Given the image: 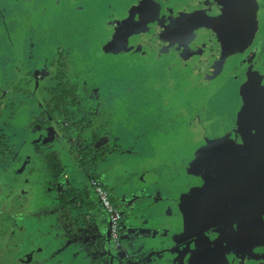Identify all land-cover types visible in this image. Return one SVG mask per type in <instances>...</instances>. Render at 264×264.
<instances>
[{"label": "rangeland", "instance_id": "rangeland-1", "mask_svg": "<svg viewBox=\"0 0 264 264\" xmlns=\"http://www.w3.org/2000/svg\"><path fill=\"white\" fill-rule=\"evenodd\" d=\"M117 1L122 2L121 4L125 7L134 3L131 0ZM29 2L31 5L20 4L16 13L15 19L18 21V27H9L7 20L0 19V109L3 107L4 101L11 100L10 105L5 106L4 103L5 108L0 110V195L5 191L3 181H8L2 176L3 172L14 157L28 149L33 141V133L39 128L36 126L31 132L28 127L35 120L31 117L30 107L21 106L23 109L26 108L23 113L16 110V106L13 104L14 93L17 91L15 94L19 95V89L16 91L15 88L12 89V83H17L22 75L16 71L12 72V69H7L8 65L12 67L15 62L21 63L19 55L9 56V53H16L9 50L13 43L10 41L11 34H14L12 38L17 45H23L25 32L31 25L36 28L38 33L47 38L45 46H48L50 51H55L59 45L65 44V42L70 44L73 38L78 37L82 27H90L83 29L91 38L89 40L91 43L87 44L89 52L84 54L85 59L78 57L77 64L80 65L84 62L89 65L98 64L99 68L103 64L111 67L106 71H94L93 75L88 73L89 77L84 73L72 71L70 72L71 80L68 82L78 85L80 88L86 85L92 86L94 89L91 95L93 96L95 93L96 96H94L99 101L101 99L99 92L102 89L100 85L103 87L104 95L111 92L112 95L108 96L109 102L112 103L114 116L117 118L118 115V119H120L123 139L128 145H134L133 150L119 154V147L123 148L124 142L117 132L120 139L113 141L110 146H107V149L100 152L105 159L98 163L91 162V159L97 156L94 154L89 158V161L79 166L75 154L63 143L64 140L60 139V143L62 142L60 147L57 143V145L52 144L50 138L55 137L56 134L46 130L50 138L44 140L46 143L42 148L39 143L36 144L39 148L32 152L35 155L41 151L37 153V156L44 155L43 157L40 155L39 166L32 167L35 174L32 180L37 178L41 181L46 178L51 184L47 191H41L46 194L45 196L34 197L26 205L27 210L37 216L33 218L22 216L17 223L19 225H23L25 221L35 223L39 218L36 228L41 227L46 232V228L49 226L47 224L53 225L52 240L46 244L47 252H51L47 257V264H68V257H70L69 264H72V257L75 264H111V259H103L110 252L103 242V236L109 229L105 225L106 223H103L105 212L101 213L96 208L92 210L84 206L82 210L89 213L88 216L92 215L93 218L91 222H89L90 219H86L78 224L73 220L63 221L65 206H60L65 201L63 193L71 185L83 190L87 184H90L91 179L95 177L101 180L102 175L106 183L114 182L113 178L117 179L118 182L123 183L122 190L132 191L131 193L146 186L151 188L154 186L153 182L158 183L155 184V187L165 184L173 192V201H184L180 203V211L173 212L174 218L169 215L166 206L158 207L153 211L157 215V218L152 217L154 225L160 224L156 231L155 241L159 240L158 230L163 232L166 225L172 224L174 221L175 228L180 229V232H175L179 243L177 252H185L186 257L192 256L194 263L210 264V253L206 251L216 249L215 244L227 236L229 237L231 233L236 234L233 241L241 250V260L238 264L258 262L259 259L253 251L254 241L258 238L257 232L248 229L246 226L248 221L240 211L223 213L222 210L230 198L239 199L240 187L246 179V165L250 158L255 156V159L260 160L261 163V167L256 173L259 190H253L256 192L255 200L253 197H246L245 200L249 198L246 206L254 209V212L257 210L264 216V72L260 70L256 71L254 75L251 73L243 82L231 80L227 74L224 75L225 69L232 65L223 62V58H219L221 55L219 49L228 46L225 45L228 37L223 33H217L210 38L212 45L216 44L219 47L217 50H211L212 59L200 53L199 60L204 66L201 68L203 72L197 75H193L194 67L191 69L195 60L189 58L190 49L185 50L183 55L174 57V62L182 56L185 57L183 63L175 62V66L182 63L179 68L172 66L169 68V65H174V62L171 63L173 57L166 55L165 51L160 52L159 56L146 55L142 48L143 52L140 48L133 50V46H136L134 40L138 37L137 34L143 36L141 33H144L145 29L132 34L123 33L118 36L116 42L109 41L107 47L113 30L108 28L101 19H107L105 15L111 13L107 8H111L110 4L114 0H29ZM138 10L140 9L136 6L132 10V14ZM247 10L251 15L249 18L251 20H244L246 18L243 16L234 17L230 24L232 35L238 36L241 32L247 33L250 30L256 32L260 29L258 19L260 17L264 19V8L260 11L256 5L247 7ZM216 11L219 12L220 8H216ZM209 18H212V15L209 14L207 19ZM254 24H256L255 27ZM217 26L218 24L214 22L209 30L210 33ZM150 27L152 36L155 37V27L154 25ZM169 29L173 31L172 34L177 31L173 20L167 23L162 37ZM215 32L213 30L212 33ZM75 35L77 36L74 37ZM156 40L149 38L148 44L145 46L153 48ZM196 60H198L197 56ZM204 71L208 73L205 75ZM99 73H101L99 76L101 84L93 81ZM8 91L12 97H6ZM90 99L94 100V98ZM26 104L25 101L24 105ZM95 105L99 104L95 102ZM83 117V115H78L74 118L78 122L76 129L80 126ZM235 118V123H233ZM223 123L227 130V134L224 135L226 137L219 136L222 133L220 126ZM59 125L62 129L60 130L61 137L69 135L64 124ZM116 125H118V121ZM50 129L52 132L54 128L50 127ZM140 129L146 132L145 136H137L136 132ZM74 130L71 131L72 135L69 136V139L77 137L78 133ZM238 133L244 137L243 144L229 147L228 144L231 142H229L228 136H236ZM84 140L86 143L90 141L88 136H85ZM135 141L137 144H134ZM66 142H68L67 139ZM164 142L166 145H163ZM104 146L103 142L99 145L100 148ZM141 146L148 147L145 149L148 151H139ZM151 147H153L154 156L151 155L150 159H147L145 154L151 152ZM135 148L139 152H134ZM53 151L63 157L64 155L68 156L66 164L62 161L56 163L61 167L58 175L59 181H55L53 171L46 159V156L49 153L53 154ZM243 152L248 153L246 162L242 161ZM114 153L118 155L112 157L108 162L107 157L113 156ZM102 172L104 174H101ZM226 176H229V179H226ZM202 177H205V183L202 185L186 187L188 183L202 181ZM96 179L94 180L98 182ZM16 183H21V180L14 181L12 186L14 187ZM27 186L29 188L23 189L25 192L20 191L24 192L23 195H14L12 203L7 205V210L3 207L4 211H0V225L3 223L14 224L16 221L13 214L24 213L21 210L20 201L24 200L26 193L32 192L35 184H27ZM225 189L230 195L226 196V202L223 205V201L218 198ZM115 190L119 191L120 189L117 186ZM150 190L154 192L153 188ZM105 192H102L104 197H106ZM76 198L77 196L74 197V199ZM92 199V196L88 197V200L92 201ZM259 199V206L253 207ZM140 201L139 199L136 203L138 204ZM145 202L151 205V201L146 200ZM104 205H106L105 209L110 212L107 204ZM134 205L130 209L131 211L129 210V216L127 215L124 219L125 224L135 222L136 219H139V215H142L144 209H134ZM250 211L252 212V210ZM51 213L56 216H50ZM39 214L41 216H38ZM73 214L77 215L78 210H74ZM159 214L166 215V221L164 220L162 223L161 217L158 218ZM136 215L137 218H135ZM45 217H51L50 222ZM194 218L195 221L201 220L199 226L193 225ZM187 222H192L189 225L190 230L196 232V237L188 242V248L182 243L184 236L188 233H183L185 228L189 227L184 225ZM56 224L60 225L55 226ZM198 227L200 230H197ZM7 236H15L13 229L6 225L0 226V242ZM82 236L81 249L79 238ZM193 236L194 234H191L189 238ZM34 241L37 242L36 238L29 245H34ZM255 246L256 252L261 253L259 245ZM4 247L0 243V264L7 258L3 250ZM238 248L232 251L213 250L212 256L219 260V264H235L233 253H236ZM27 250L28 246H25L24 251ZM140 251L143 250L140 248ZM140 251L134 253L131 250L130 253L137 255ZM143 255H147L146 252L141 254V258L144 257ZM118 259L121 264H134L133 261H125L128 259L122 260L120 257ZM45 260H43L44 262L39 261L38 264H46Z\"/></svg>", "mask_w": 264, "mask_h": 264}, {"label": "flooded vegetation", "instance_id": "flooded-vegetation-1", "mask_svg": "<svg viewBox=\"0 0 264 264\" xmlns=\"http://www.w3.org/2000/svg\"><path fill=\"white\" fill-rule=\"evenodd\" d=\"M131 1H133L134 3L130 4L128 7H125L121 4L122 2L114 0V2L110 4L111 8H107L111 11V13L105 15L107 19H101L104 21L105 25L108 26V28L113 30V34L108 40L107 47L109 46V41L116 42L118 36L122 35L123 33L132 34L136 33L138 30L145 29L146 31H144V33H141L143 36H139L140 34H137L138 37H136V39L134 40V44L136 46H133V50H137L140 48L141 51L143 49L146 55L159 56L160 52L165 51L166 55L173 57L171 60V63L173 64L174 57L183 55L185 50L190 49L189 58L195 60L191 69L194 67V69H192L193 75H197L203 72L201 68L202 66H204V64L199 60L200 53H202V55L204 54L209 59H212L213 55L211 50H217L219 49V47L216 44L212 45V43L210 42V38L212 35H216L217 33H223L228 37V40L225 42V45L228 46L219 49L221 52L219 58H223V62L232 65L230 66V68L225 69L224 75L227 74L228 78L231 80L243 82L244 79L246 80V77L251 75V73H253L254 75L256 71L260 70L264 72V19H262L261 17L260 19H258L260 29H258L256 32L250 30L247 31V33L241 32L238 36H236L232 35L230 28V24L234 20V17L243 16L244 18H246L244 20H251L249 19L251 15L247 10V7H254L257 5L259 7V10L262 11L264 8V0ZM22 3L23 5H31L29 0H0V19L7 20V25L9 27H18V21L15 19V16L19 10L20 4ZM136 6H138L140 10L132 14V10ZM216 8H220V11L217 12ZM209 14L212 15V18L207 19ZM170 20H173L176 24L177 31L172 34L173 31H171L170 28L166 32L165 36L162 37L163 30H165L166 25ZM214 22L215 24H218V26L213 29L216 32L212 33V30V32L210 33L209 30ZM152 25H154L155 27V37H153L151 33L150 26ZM255 25L256 24H254V27ZM88 27L89 26L82 27V31L78 33L79 35L77 34V38H73L70 44L65 42V44L59 45L55 49V51H50V48L48 46H45L47 43V38L41 33H38L36 31V28L32 25L25 32L26 34L24 35L23 45H17L15 43V40L12 38L14 34H11L10 41H12L13 43L11 44L12 47L9 50H13L16 53H9V56H12L13 54L19 55V61L21 63L19 64L18 62H15L13 63L12 67L11 65H8L7 69H12V72L16 71L18 73H21L22 75L17 83H12V89L15 88V91L16 89H19V95L15 94L17 91L14 93L15 101L13 102V104H15L16 110H20V112L22 113L27 107H30L31 117L35 120L32 121V123H30L28 127H30L33 123L35 124L34 127H30L31 132H33L36 126H39V128L35 132L36 135L35 133H33V141L28 149L24 151V153L22 152L20 155H15L16 157L12 159V162L7 166L6 170L2 174V176L5 177V179H7L8 181H3L5 183V191L2 192V195H0V211H4L3 207L7 210V205L12 203L14 195H23L25 192L23 189L29 188L27 184H35L32 192L26 193V197L24 198V200L20 201L21 210H23L24 213L21 214L18 212L13 214L16 223L11 225L3 223L0 225L11 227L15 234L14 237L7 236L6 239H1L0 243L5 246L3 250L7 255V258L2 262V264H38L39 261L44 262L43 260L45 259V262L47 264V257L51 254V252H47L46 248V244L48 243V241L52 240V235L54 233L52 232L53 225L51 223L47 224L49 225L46 228L47 232L44 231L41 227L36 228L38 220H40L39 218H37L35 223L31 221H25L23 225H19L17 223L18 219L22 216L29 218L37 216V214H31V211L27 210L26 205L30 203L34 197L37 198L39 195L45 196L46 194L42 193L41 191H47L48 187L51 184V182L47 181L46 178L41 181L37 178L34 181L32 180V177L35 176L32 169L39 166L38 161L39 159H41V157L44 156L41 154L37 156V153H40L41 151H38L35 155L32 154V152L35 149L39 148V146L40 148H42L46 143L44 140L50 138L47 135L46 130H49L50 133L56 134L55 137L50 135L52 136L50 138V140L52 139V144H58V146L60 147L62 143H60V139L64 140L63 143H65L75 154L76 162L79 164V166L87 162L85 160V157L81 154V147L88 146L90 148L92 146H95V143H98L96 145L97 150L94 152V154H97V156L94 159H91V162L98 163L101 160L105 159V157L100 152L107 149V146H110L113 141L120 139V136H117V132L121 135V138L124 142V145H122L124 150L120 146L119 154H124L130 150H133L134 148L133 144L130 146L123 139L119 122L120 119H118V115L117 118L114 116L112 103L109 102L108 98V96L112 95V93L110 92L104 95L103 87L102 85H100L102 89L99 92L101 96V99L99 101L98 98H95V93V96L91 95L93 94L94 89L92 86L86 85L80 88V86L72 85L70 82H68L71 80L70 72L72 71L84 73V75L86 74L88 76V73H90V75H93L94 71H106L109 67H111L110 65L103 64L99 68L98 64L89 65L88 63L84 64V62H82L80 65L77 64L78 57L85 59L84 54H87L89 52V46H87V44L91 43V41H89L91 40V38L89 34L85 33V31L83 30L90 28ZM77 35H75L74 37H76ZM247 37H249V39H247ZM149 38L157 39L153 48L145 46L148 44ZM62 45L64 46L62 47ZM200 50L202 51L200 52ZM196 56L198 60H196ZM184 60L185 57L182 56L176 59L175 62L180 61L183 63ZM244 60L246 61L244 62ZM175 62L174 65H169V68L171 66L179 68V66L182 65V63H180L175 66ZM207 73V71H204L205 75ZM100 75L101 73H99L93 81L101 84V80H99ZM66 77L68 79H65ZM63 89H66L65 91L68 93L71 92L73 96H69L68 94L64 93ZM10 91L7 92L6 97H12ZM89 98H94V100H89ZM79 99H81L82 101ZM25 101L27 102V104H29L24 105ZM10 102V99L6 102L4 101L2 103L3 107L0 110H3L5 108L4 103L5 106H8L10 105ZM82 102L85 103L83 104ZM95 102L99 105L96 106ZM21 106H24L26 108L23 109ZM78 115H83L84 117L80 122V126L76 129V126H78V122L74 118ZM235 120L236 118L234 119L233 123H235ZM117 121L118 125H116ZM61 123L64 124L66 132L69 133V135H65L64 138L60 135V130L62 129L61 125L59 124ZM50 127L54 128L52 129V132ZM220 127L222 133H220L219 136L226 135L227 130L225 129V123H223ZM73 130L78 133L76 137L78 139H69V136L72 135L71 131ZM136 133H138L137 136L139 137L146 135V132H143V130L141 129ZM85 136H88L90 140L88 143H86V141L84 140ZM97 136L99 137L96 141ZM243 138L244 137L242 136V134L239 133L236 136H228V140L229 142H231L228 144V146L233 147L236 144H243ZM66 139L68 142H66ZM102 142L105 146L100 148L99 145ZM38 143L39 146L36 145ZM134 144H137V142L135 141ZM163 145H166V142H164ZM147 148L148 147L143 148L141 146V150L139 151L142 152L144 150L146 152L145 149ZM117 149L115 150V152L117 151ZM151 150L154 151L153 147H151ZM139 151L136 150V148L134 150V152L136 153ZM51 154L52 153H49L46 156L49 167L51 158L53 157L54 159L57 154L58 163L59 161H62L66 164L68 156L64 155L63 157L56 151H53V154ZM94 154H92V156ZM116 155L118 154L114 153L113 156H108V162H110V159L112 157H115ZM247 156L248 153L243 152V162H246L248 160ZM58 167L59 168L56 171L50 168L52 171H54L53 175L55 181H59L58 175L61 167L59 165ZM260 167V160H256L255 156H252L250 158V161L246 165V179L240 187L241 194L239 199L234 200L230 198L226 202V196L230 195L229 192H226V189L223 191V195L221 194L218 198L223 201V205L226 202L225 207L222 210L223 213H237L238 211H240V213H242V216L248 221V223L246 224L248 229H253V231L257 232L258 238L254 241L253 251L256 253L259 261L253 262L252 264H264V216H262L260 212H257V210L256 213L254 212V209H250L246 206V202L250 197H253V200L256 199V192H253V190H259V185H257L258 179L256 178V173L260 169ZM101 174L104 173L102 172ZM202 178V181L188 183L186 187L188 185H191L192 187L195 185H202L203 183H205V177ZM94 179L96 178L94 177L93 179H91L90 184H87L83 190H80V188L77 187L75 188L77 191L81 192L86 189L90 190V196L93 197L92 201L94 202H99V199L101 197L103 199V193L106 191V199L108 201L107 206L112 214L105 209L106 205L104 204H106V202L104 201V199V204L99 203V206H97L96 208L100 210L101 213L105 212L103 223H106L105 225L109 228L106 232V235L103 236V242L106 244V247L109 250L110 248H112V253L109 252V255L105 257L106 259H111L113 256H115L116 251L114 241L123 237L126 242H130L132 245L139 246L141 244L148 247L150 255L147 256L146 264H196L194 263L192 256L186 257L185 252H177V246L179 245V243L177 241V237L175 236V232H180V229L175 228L174 221L172 222V224H167V227H165L163 232L158 230L160 234V242L158 244H155V248H151L150 246H148V241H155L157 237L156 231L160 225H154V219L152 217L157 218V215L153 211L158 207L166 206L169 215H172V217L174 218L173 212L175 210L180 211V203L184 202L181 200L173 201V192L167 187V185L160 184L158 187H155V184L158 183L153 182V187L147 188L146 186L142 189L140 188L139 190H136V192L133 191V193H131L132 191L122 190L121 186H123V183L118 182L117 179L113 178L114 182L108 181V183L104 181L103 175L102 178L100 177L101 180H99L98 178L96 179L98 182H96ZM226 179H229V176H226ZM19 180H21V183H16L17 186L15 185L13 187L12 183ZM117 186L120 189L119 191L115 190ZM75 188L73 187V185H71L63 193V199L65 201L62 202L60 206H65L64 212L70 206H72V212L74 210H78V208H75L78 202L83 205V199L78 201V196L76 199H74V197H76L73 192ZM152 188L154 192L150 190ZM21 190L24 192H20ZM117 195L119 196L117 197ZM246 197L249 198L245 200ZM139 199L141 200V203L138 202L137 204L136 201ZM146 200L151 201V205L146 203ZM135 203L136 205H134ZM32 204L34 205V203ZM40 204H42V202H40ZM259 204L260 199L258 203H254L253 207L259 206ZM133 205L134 209H144L145 212L143 210L144 213L142 212V215H139V219H136L135 222H129L128 224H125L124 219L131 211L130 209H132ZM149 209L151 210L149 211ZM250 210H252V212ZM49 215L56 216L53 213ZM115 215H117L118 217H115ZM38 216L41 215L39 214ZM165 216L166 215L163 216L161 214H159L158 216V218L161 217L162 223L164 220L166 221ZM45 218H47V220L50 222L51 217ZM135 218H137V215L135 216ZM88 219H90L89 222H91L92 215L89 216ZM62 220L64 221L69 219H64L62 216ZM73 221L80 224L83 220ZM193 221L194 226H197L199 223H201L200 219L195 221L194 218ZM251 221L253 222L251 223ZM191 223L187 222L184 225L186 227ZM58 225L60 224H56L55 226ZM185 230L183 231V233H188L186 235L184 234L185 236L182 243L187 247L188 242L196 237V232L191 231L190 226L188 228H185ZM197 230H200V227H198ZM191 234H194V236L192 238H189ZM186 237L187 239H185ZM35 238L37 242L35 243L34 241V245H29ZM233 238H236L235 233H231L229 237L227 236L225 239L218 241L215 244L216 249L211 248L212 250L206 251L207 253H210V264H219V260L214 259V257L212 256V254L214 253L213 250L224 249L232 251L238 248V246L235 245ZM79 239L80 244L83 241V236ZM256 244L259 245L261 253L256 252ZM25 246H28L27 251H24ZM80 248L82 249L81 244ZM240 256L241 250L238 248L237 252L233 253V261L235 260V264H238L239 260H241ZM67 259V263L69 264L70 257H68ZM71 263L75 264L73 257L71 259Z\"/></svg>", "mask_w": 264, "mask_h": 264}, {"label": "trees", "instance_id": "trees-1", "mask_svg": "<svg viewBox=\"0 0 264 264\" xmlns=\"http://www.w3.org/2000/svg\"><path fill=\"white\" fill-rule=\"evenodd\" d=\"M63 90H64V93L68 94L69 96H73V94L71 92L68 93V92L65 91L66 89H63ZM34 126H35V124L33 123V124H31L30 127H34ZM70 130H71V128H70ZM98 137L99 136L96 137V141L98 140ZM97 144L95 143V146H92L90 148L88 146L81 147V149H82V150H80L81 154L85 157L86 161H89V158L97 150V147H96ZM57 157H58V154L56 155V157L54 159L52 157L51 160H50L51 161L50 162V168L52 170H54V171L58 170V168H59L58 164L56 165V163L58 162ZM73 192H74V194L76 196L79 197L78 201L83 199L82 200L83 201V205H81L80 202H78L76 204L75 208H78V210H79V213L77 215H74L73 212L71 211L72 206L68 207V209L63 213V218L64 219L79 220V221L86 220V219L88 220L89 213H87L84 210H82L83 207L86 206V207H88V208L93 210V209L97 208V206H99L98 205L99 203L104 204V201H103L102 197L99 199V202H97V201L94 202V201L88 200V197L91 195V191L88 190V189L84 190L83 192L77 191L76 189H74ZM92 218H93V216H92Z\"/></svg>", "mask_w": 264, "mask_h": 264}, {"label": "water", "instance_id": "water-1", "mask_svg": "<svg viewBox=\"0 0 264 264\" xmlns=\"http://www.w3.org/2000/svg\"><path fill=\"white\" fill-rule=\"evenodd\" d=\"M160 241L158 240L157 242L154 241V242H149L148 241V246H150L151 248H155L156 245L155 244H158ZM114 246H115V251H116V255L113 256L111 258V264H121L119 263V257L124 260V259H128V260H125V261H133L134 264L137 263V264H146V259H147V255L150 254L149 250H148V247H146L145 245H139V246H135V245H132L130 242H126V240L121 237L117 240L114 241ZM154 246V247H153ZM140 248L143 250V251H140ZM110 252L112 253V248H110ZM132 250V252H137V251H140V253H138L137 255H132L130 253V251ZM143 252H146L147 255H143L144 257L141 258V254ZM115 257H116V260H115ZM135 258V259H134ZM106 259V258H104Z\"/></svg>", "mask_w": 264, "mask_h": 264}, {"label": "crops", "instance_id": "crops-1", "mask_svg": "<svg viewBox=\"0 0 264 264\" xmlns=\"http://www.w3.org/2000/svg\"><path fill=\"white\" fill-rule=\"evenodd\" d=\"M146 151H147V150H146ZM150 151H151V152H147V153L145 154V156H146L147 159H150V156H151V155L154 156L153 151H152V150H150Z\"/></svg>", "mask_w": 264, "mask_h": 264}, {"label": "built area", "instance_id": "built-area-1", "mask_svg": "<svg viewBox=\"0 0 264 264\" xmlns=\"http://www.w3.org/2000/svg\"><path fill=\"white\" fill-rule=\"evenodd\" d=\"M103 199H104V201L106 202V204H108V201H107L106 197H104V195H103ZM115 217H118V216L115 215Z\"/></svg>", "mask_w": 264, "mask_h": 264}]
</instances>
